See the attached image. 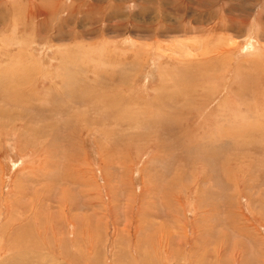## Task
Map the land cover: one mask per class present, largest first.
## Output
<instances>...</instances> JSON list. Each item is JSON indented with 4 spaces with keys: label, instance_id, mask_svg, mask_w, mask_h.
<instances>
[{
    "label": "rangeland",
    "instance_id": "1",
    "mask_svg": "<svg viewBox=\"0 0 264 264\" xmlns=\"http://www.w3.org/2000/svg\"><path fill=\"white\" fill-rule=\"evenodd\" d=\"M0 96V264H264V0H0Z\"/></svg>",
    "mask_w": 264,
    "mask_h": 264
},
{
    "label": "bare ground",
    "instance_id": "2",
    "mask_svg": "<svg viewBox=\"0 0 264 264\" xmlns=\"http://www.w3.org/2000/svg\"><path fill=\"white\" fill-rule=\"evenodd\" d=\"M0 99H2V97L0 96ZM14 100H16L18 102V104H25L23 101L20 100V97L17 96ZM27 105V104H25ZM28 106V105H27ZM0 128H1V123H0ZM55 175V174H54ZM45 176V175H44ZM48 176V175H47ZM47 178V177H46ZM52 178V177H51ZM55 179V178H54Z\"/></svg>",
    "mask_w": 264,
    "mask_h": 264
}]
</instances>
